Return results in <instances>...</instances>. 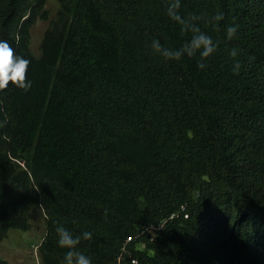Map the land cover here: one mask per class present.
Masks as SVG:
<instances>
[{"label":"trees","instance_id":"obj_1","mask_svg":"<svg viewBox=\"0 0 264 264\" xmlns=\"http://www.w3.org/2000/svg\"><path fill=\"white\" fill-rule=\"evenodd\" d=\"M50 1L0 0L31 83L0 91V242L41 208L40 264L64 260L58 226L92 234L91 264H264V0H180L216 45L204 68L152 47L193 36L171 0Z\"/></svg>","mask_w":264,"mask_h":264},{"label":"clouds","instance_id":"obj_2","mask_svg":"<svg viewBox=\"0 0 264 264\" xmlns=\"http://www.w3.org/2000/svg\"><path fill=\"white\" fill-rule=\"evenodd\" d=\"M180 7V0H171L167 8V14L171 19L178 22L182 26L183 31H191L193 36L191 40L182 46L180 50L172 51L164 49L160 46L158 41H153L152 47L156 52H159L166 59H180L183 54L194 56L197 51L200 52L201 62L198 67L204 68L205 64L202 62L208 58L216 49L210 36L200 32L191 21L197 20L199 17H190L183 19L179 15L178 9ZM219 21L223 19L220 14L214 17ZM237 32V26H230L227 28V38L232 39ZM237 49H232L230 55L236 57ZM30 61L21 56L16 55L15 50L10 46L6 40H0V91L5 90L11 83L17 88L27 91L31 87V83L27 81V69ZM240 65L237 63L233 68L234 73L239 72ZM107 214V212H105ZM58 235V245L61 248L68 249L65 253L64 260L61 264H91V259L77 250L81 239L89 240L92 237L90 232H84L81 236L73 237L65 227L58 226L56 228Z\"/></svg>","mask_w":264,"mask_h":264},{"label":"rangeland","instance_id":"obj_3","mask_svg":"<svg viewBox=\"0 0 264 264\" xmlns=\"http://www.w3.org/2000/svg\"><path fill=\"white\" fill-rule=\"evenodd\" d=\"M60 4L51 0L48 8L53 18L56 17ZM51 21H39L33 28V49L39 51V45L45 30ZM33 227L30 231L12 229L9 236L0 242V258L13 264H40L38 244L46 234V216L41 208L33 212Z\"/></svg>","mask_w":264,"mask_h":264}]
</instances>
